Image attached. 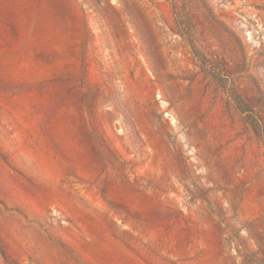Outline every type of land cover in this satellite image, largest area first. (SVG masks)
Returning <instances> with one entry per match:
<instances>
[{"label": "rangeland", "instance_id": "1", "mask_svg": "<svg viewBox=\"0 0 264 264\" xmlns=\"http://www.w3.org/2000/svg\"><path fill=\"white\" fill-rule=\"evenodd\" d=\"M264 0H0V264H264Z\"/></svg>", "mask_w": 264, "mask_h": 264}, {"label": "built area", "instance_id": "2", "mask_svg": "<svg viewBox=\"0 0 264 264\" xmlns=\"http://www.w3.org/2000/svg\"><path fill=\"white\" fill-rule=\"evenodd\" d=\"M251 36L254 37V35L256 36H262L264 37V25H256L253 26L251 29Z\"/></svg>", "mask_w": 264, "mask_h": 264}]
</instances>
